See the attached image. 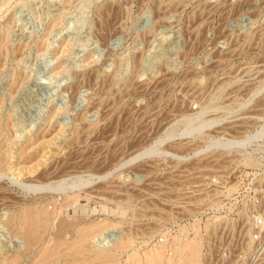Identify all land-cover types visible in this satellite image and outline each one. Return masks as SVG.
Here are the masks:
<instances>
[{
  "label": "rangeland",
  "instance_id": "rangeland-1",
  "mask_svg": "<svg viewBox=\"0 0 264 264\" xmlns=\"http://www.w3.org/2000/svg\"><path fill=\"white\" fill-rule=\"evenodd\" d=\"M109 3L116 11L101 15ZM4 33L1 141L12 163L0 177L6 191L22 200L48 195L39 202L51 208L63 196L46 183L27 192L28 179L46 170L67 179L93 176L76 205L94 210L92 220L118 223L92 250H113L132 237L117 264L153 246L170 255V242L182 228L192 234V223L201 232V264H232L248 249L244 215L238 218L231 196L264 193V140L231 152L196 149L242 138L264 122V0H0ZM189 121L212 123L193 136L184 134ZM25 146L37 159L24 175L17 163ZM151 148L164 153L104 177ZM247 154L257 163L247 164ZM220 206L227 213L212 217ZM6 213L0 210V248L12 250L21 243L2 228ZM208 220L218 225L214 234L205 232ZM262 253V260L243 261L264 264Z\"/></svg>",
  "mask_w": 264,
  "mask_h": 264
},
{
  "label": "bare ground",
  "instance_id": "bare-ground-1",
  "mask_svg": "<svg viewBox=\"0 0 264 264\" xmlns=\"http://www.w3.org/2000/svg\"><path fill=\"white\" fill-rule=\"evenodd\" d=\"M109 5L110 3L107 6L105 5L106 8H101V15L107 16L111 11H116L113 10L112 7H109ZM2 35L4 36L3 38L0 37V44L5 40V33ZM259 92L260 90H257L255 95ZM191 122L193 121L187 123L184 134L202 136L212 123L199 121L197 124H191ZM1 137L2 130L0 119V177L3 174H6L12 165V163H9V158L11 157L10 152L9 150H4ZM259 140H264V122L261 127L248 133L242 138H220L212 140L211 142H206L203 146L196 149V154L203 155L215 151L231 152L233 149H245ZM34 143L36 142L31 143L29 146L31 147ZM29 146H25L26 149H21L19 154V158L21 159L17 163L24 175L25 171L28 169L27 165L37 159V157L33 158L26 154V150ZM162 153L164 152L153 148L138 152L133 157L124 160L120 164V167L117 166L115 169L108 171L104 177L113 175L117 169L122 168L123 166H126V164H130L139 158L160 156ZM244 159L247 164L257 163L254 162V159L251 158L249 154H247V157L245 156ZM62 170L64 169H61V171ZM62 175L64 174L57 173L56 175H51V173H48L46 170L36 176L33 180L28 179L32 185L27 187V192H29V190H33L34 192L41 190L43 188H40V185L46 183L52 193H57L63 196V200L59 204L54 202L56 200H51V202L53 201V203H51V208L49 207L50 204L48 206L39 202L48 195L45 196L43 193L44 195L41 196H38V194V198L22 200L16 197L14 193L6 191L4 183L0 182V210H7L5 217L1 220L2 228H4V230L7 231V234L10 235L12 242L15 240L20 241L22 244L19 246L14 245L12 250L9 249L10 247L7 248L6 246H2L0 248V264H117L118 254L127 250L132 245L133 239L129 235L119 239L115 246H112L114 247L113 250L100 249L97 247L92 250L93 248L91 249L90 247L91 243H93L96 238L105 235L104 233L108 228L115 227L118 223L110 221L109 218H104L98 221L92 220L90 215L94 210L91 212V208L88 209L89 207H87L88 205H76V203L80 201L82 195L80 194V191L84 186L89 184L90 180L94 178L93 176L92 178L87 179L78 176L72 179L69 178V180L63 178L64 176ZM52 178L57 179L53 184H51ZM73 204H75V207ZM70 205L74 207L73 215L71 216H69L67 210ZM217 219H220V221L223 220V224H227L225 218L218 217L215 220ZM216 224L217 223L208 220L205 225V232L211 234V230H213ZM221 224L222 223H220V225ZM191 226L192 228L189 227V229L194 230L193 233L191 231L192 234H185L188 230L184 226L185 229L182 228V232L179 231L181 232V236L174 237L173 243L172 241L170 242L171 245H169L171 248L169 250L172 252L170 255H167L164 248L153 246V248L143 253V256L138 252L132 253L128 256L125 264H201L202 245L200 241L201 239L197 238V236L200 237L201 232L196 223H192ZM212 234H214V232H212Z\"/></svg>",
  "mask_w": 264,
  "mask_h": 264
},
{
  "label": "built area",
  "instance_id": "built-area-1",
  "mask_svg": "<svg viewBox=\"0 0 264 264\" xmlns=\"http://www.w3.org/2000/svg\"><path fill=\"white\" fill-rule=\"evenodd\" d=\"M238 193H235L231 196L233 199V205L234 211H237L238 218L242 217L244 215V223L245 228L248 230V237H247V244L249 245L248 249H244L241 251V253L235 258L231 259L232 264H248L247 260L244 262L243 260L246 259L245 256H249V261H258L262 260L261 255L263 254L262 251L264 249V193H243L241 196V199H238L236 196ZM221 204H223L222 201H220ZM250 205V210L247 212V208ZM242 205V207L240 206ZM223 209V206L217 207L216 209H211L212 217H216L214 214L217 212L219 213ZM229 210H233V208L230 206ZM224 213H227L225 209L222 210ZM224 219V218H223ZM226 223L229 224V220L225 217ZM232 223V220L230 221V224ZM227 224H224V227ZM262 236V237H261ZM255 239H257L255 241ZM255 243H257V251L253 248ZM262 245L261 249L260 246ZM251 249V250H250ZM247 250L248 253L246 252ZM226 251V250H225ZM228 251V250H227ZM259 257V258H258ZM229 260V256L225 254L224 257L221 256L220 262L223 263V261ZM240 261L239 263H237Z\"/></svg>",
  "mask_w": 264,
  "mask_h": 264
}]
</instances>
